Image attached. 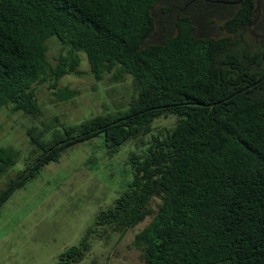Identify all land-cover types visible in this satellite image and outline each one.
<instances>
[{
  "label": "trees",
  "instance_id": "16d2710c",
  "mask_svg": "<svg viewBox=\"0 0 264 264\" xmlns=\"http://www.w3.org/2000/svg\"><path fill=\"white\" fill-rule=\"evenodd\" d=\"M161 1L0 0V110L38 119V86L55 89L80 55L96 80L115 72V81L129 75L135 88L126 110L63 126L51 141L28 131L36 157L0 207L69 148L97 137L110 155L133 147L126 191L57 264H80L104 232L122 237L148 219L133 242L144 264H264V51L241 38L256 0L224 20L221 37L197 35L185 14L175 36L155 43ZM52 37L70 54L55 66ZM55 95L66 102L74 92ZM163 118L175 120L157 128ZM17 159L0 147V175Z\"/></svg>",
  "mask_w": 264,
  "mask_h": 264
},
{
  "label": "rangeland",
  "instance_id": "374dc122",
  "mask_svg": "<svg viewBox=\"0 0 264 264\" xmlns=\"http://www.w3.org/2000/svg\"><path fill=\"white\" fill-rule=\"evenodd\" d=\"M188 2L190 0H162L158 4L152 42L175 36L176 22L185 14L193 19L197 35L206 37L200 34L206 26V35L223 36L224 21L221 23L214 18L222 12L204 17L202 7L185 6ZM248 42L253 43L249 39ZM47 45L48 60L54 66L62 55L70 56L56 37L49 39ZM80 58L77 70L60 79L55 89H52L54 82L38 86L43 111L38 119L8 106L0 110V147L18 153L16 165L0 175V196L36 157L28 135L30 129L44 132V140L51 141L55 133L62 132L63 126L126 110L135 96L131 76L115 81L114 72L98 81L86 57L80 55ZM66 88L73 91L74 96L61 102L55 93ZM174 120L163 118L156 127L172 126ZM132 151L130 144L110 155L103 146V139L94 138L67 149L59 163L46 166L37 178L14 191L0 207V264H57L59 255L78 246L86 231L94 226L97 215L111 208L126 191L133 178L129 161ZM149 221L122 237L104 232L102 237L93 240L92 252L80 264H144L133 242Z\"/></svg>",
  "mask_w": 264,
  "mask_h": 264
},
{
  "label": "flooded vegetation",
  "instance_id": "af4514ba",
  "mask_svg": "<svg viewBox=\"0 0 264 264\" xmlns=\"http://www.w3.org/2000/svg\"><path fill=\"white\" fill-rule=\"evenodd\" d=\"M257 1L258 0H256L255 6H257ZM185 6L202 7L203 9L202 12L205 13V15H203L204 17H210V15L216 14L217 12H222V14L214 15V18L217 20L219 19V21L222 23L226 18L231 17L236 11H238L241 6H246V4H245V0H190V2L185 4ZM260 6H261L260 19L253 27L252 31L254 34L264 37V0H261ZM184 10H187V8H184ZM255 12H256V8H255ZM203 32H205V34ZM200 34L208 36L206 35L207 34L206 26L203 27ZM254 34L250 32L248 26L247 30H245L244 33L241 35V38L245 40V37L246 38L251 37L252 39H254L255 43L258 46H262L264 51V39H259L255 37Z\"/></svg>",
  "mask_w": 264,
  "mask_h": 264
},
{
  "label": "water",
  "instance_id": "95a60500",
  "mask_svg": "<svg viewBox=\"0 0 264 264\" xmlns=\"http://www.w3.org/2000/svg\"><path fill=\"white\" fill-rule=\"evenodd\" d=\"M261 0H258L257 1V6H256V16H255V19H254V21L249 25V30H250V32L252 33V34H254L253 33V31H252V29H253V27L256 25V23L259 21V19H260V14H261ZM254 36L255 37H257V38H259V39H264V37H261V36H258V35H256V34H254ZM264 57V56H263Z\"/></svg>",
  "mask_w": 264,
  "mask_h": 264
}]
</instances>
